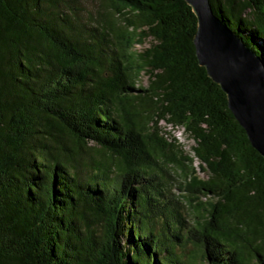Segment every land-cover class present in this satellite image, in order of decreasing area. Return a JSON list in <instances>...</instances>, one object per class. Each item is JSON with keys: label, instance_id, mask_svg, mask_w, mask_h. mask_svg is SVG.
Instances as JSON below:
<instances>
[{"label": "trees", "instance_id": "trees-1", "mask_svg": "<svg viewBox=\"0 0 264 264\" xmlns=\"http://www.w3.org/2000/svg\"><path fill=\"white\" fill-rule=\"evenodd\" d=\"M209 4L264 59V0ZM196 28L183 0H0V264H264V160Z\"/></svg>", "mask_w": 264, "mask_h": 264}, {"label": "water", "instance_id": "water-1", "mask_svg": "<svg viewBox=\"0 0 264 264\" xmlns=\"http://www.w3.org/2000/svg\"><path fill=\"white\" fill-rule=\"evenodd\" d=\"M183 1L197 21L192 44L198 66L225 95L250 147L264 160L263 57L213 14L209 0Z\"/></svg>", "mask_w": 264, "mask_h": 264}, {"label": "rangeland", "instance_id": "rangeland-1", "mask_svg": "<svg viewBox=\"0 0 264 264\" xmlns=\"http://www.w3.org/2000/svg\"><path fill=\"white\" fill-rule=\"evenodd\" d=\"M148 44L149 43H147V45ZM144 48L145 47L140 48L139 50L142 51ZM142 84L146 85V81H144ZM160 126H161V130L163 132H165L166 134H169L172 138H174L178 142V144L181 145V147H182L183 151L185 152V154H187L188 156L193 157L191 148L194 146V143L183 133L182 129L170 128V127L166 126L163 123ZM193 167L195 168L198 176L201 179H206L207 178V175L200 171L199 162L196 159L193 162ZM173 192L176 193V194H179V192H177L176 190L173 191Z\"/></svg>", "mask_w": 264, "mask_h": 264}]
</instances>
